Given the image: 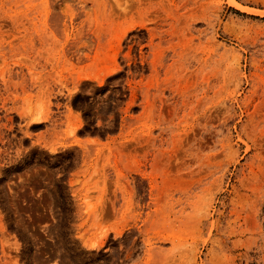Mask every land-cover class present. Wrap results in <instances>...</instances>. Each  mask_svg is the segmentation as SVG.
Instances as JSON below:
<instances>
[{
    "label": "rangeland",
    "instance_id": "1",
    "mask_svg": "<svg viewBox=\"0 0 264 264\" xmlns=\"http://www.w3.org/2000/svg\"><path fill=\"white\" fill-rule=\"evenodd\" d=\"M0 264H264V0H0Z\"/></svg>",
    "mask_w": 264,
    "mask_h": 264
},
{
    "label": "bare ground",
    "instance_id": "2",
    "mask_svg": "<svg viewBox=\"0 0 264 264\" xmlns=\"http://www.w3.org/2000/svg\"><path fill=\"white\" fill-rule=\"evenodd\" d=\"M135 3H137V2H135ZM137 5H138V4H137ZM136 7H137V6H135L134 8H136ZM138 8H139V7H138ZM136 11H137V10H136ZM145 11H146V10H144L143 13H145ZM135 13H136V12H135ZM143 13H142V14H143ZM136 14H137V13H136ZM136 16L138 17V15H136ZM119 35H120V34H119ZM72 132H73V131H72Z\"/></svg>",
    "mask_w": 264,
    "mask_h": 264
}]
</instances>
